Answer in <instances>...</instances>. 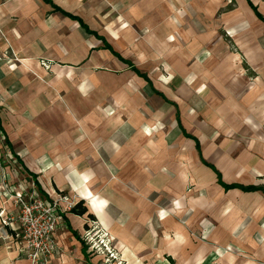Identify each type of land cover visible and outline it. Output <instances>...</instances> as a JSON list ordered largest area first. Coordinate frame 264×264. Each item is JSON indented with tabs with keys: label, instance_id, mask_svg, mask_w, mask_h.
Returning <instances> with one entry per match:
<instances>
[{
	"label": "crops",
	"instance_id": "0c3cea01",
	"mask_svg": "<svg viewBox=\"0 0 264 264\" xmlns=\"http://www.w3.org/2000/svg\"><path fill=\"white\" fill-rule=\"evenodd\" d=\"M209 2L0 0V136L18 166L0 153V210L2 181L85 209L63 214L52 264H102L89 222L113 264H264V24L247 0L202 27L185 5ZM0 264H30L1 222Z\"/></svg>",
	"mask_w": 264,
	"mask_h": 264
},
{
	"label": "built area",
	"instance_id": "2783aa9c",
	"mask_svg": "<svg viewBox=\"0 0 264 264\" xmlns=\"http://www.w3.org/2000/svg\"><path fill=\"white\" fill-rule=\"evenodd\" d=\"M1 191V198L11 205L8 213L0 210L2 227L15 232V237L20 239L21 254L30 264H52L51 260L59 250L56 234L63 225L62 216L73 208L69 197L59 195L51 200L33 191H13L3 181ZM109 241L106 235L96 239V255L106 252L111 260H115L116 254ZM91 242V238L86 239L88 251L92 249Z\"/></svg>",
	"mask_w": 264,
	"mask_h": 264
},
{
	"label": "rangeland",
	"instance_id": "374dc122",
	"mask_svg": "<svg viewBox=\"0 0 264 264\" xmlns=\"http://www.w3.org/2000/svg\"><path fill=\"white\" fill-rule=\"evenodd\" d=\"M210 1L211 2H209L208 4L198 3L193 5L192 4L185 5L190 15L193 11L194 15H196L197 13V15L201 16V23L203 24L202 27L205 28H211L214 26V23H216L215 25L216 28L219 27L220 29L223 30L225 26L223 24L222 19L225 15H241V13L243 12L242 8L244 9V12H246V14L248 13V11L245 10L247 6L246 5L247 0H210ZM248 1L250 5L253 6V10H254L252 14L250 13L249 17H251L259 25H261V23L264 24V0H248ZM205 15H213V17L207 19L204 17ZM225 35L226 34H224V38ZM224 43L228 45L232 53L234 54L238 53L234 46V42L232 40L224 39ZM260 44H264V39H261ZM248 70L250 71V69ZM3 143L4 142L1 140V136H0V153L2 154L1 162L2 164L10 166L11 170L16 172V168L18 170V166L16 165V163L12 164V159L9 158L8 155H4V152H7V150L5 149ZM105 235L109 237V234L100 227H98L96 223L89 222V227L82 234V240H83L82 242L88 253L87 257L93 259L96 256H101L102 264H113L112 260L110 259V257L106 252L103 255H96L97 246L95 241L96 239H99ZM85 238L86 239L91 238L93 240V242H91L90 244V246H92V249L90 251H88L89 245L86 243ZM115 259H117V255L115 256Z\"/></svg>",
	"mask_w": 264,
	"mask_h": 264
},
{
	"label": "trees",
	"instance_id": "16d2710c",
	"mask_svg": "<svg viewBox=\"0 0 264 264\" xmlns=\"http://www.w3.org/2000/svg\"><path fill=\"white\" fill-rule=\"evenodd\" d=\"M0 132H2V131H1V128H0ZM3 136H4V135H3ZM4 141H5V144L8 145L5 137H4ZM70 213H72V214H74V215H77V216H83V215L85 214V209L82 208L81 203H79V204H77L76 206H74V207L71 209Z\"/></svg>",
	"mask_w": 264,
	"mask_h": 264
}]
</instances>
